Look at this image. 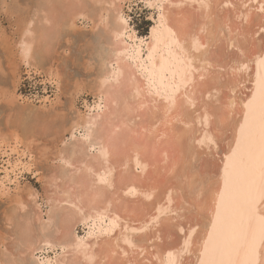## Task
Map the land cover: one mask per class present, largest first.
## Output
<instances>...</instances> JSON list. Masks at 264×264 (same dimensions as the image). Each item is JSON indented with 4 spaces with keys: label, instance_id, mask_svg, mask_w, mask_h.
Masks as SVG:
<instances>
[{
    "label": "bare ground",
    "instance_id": "obj_1",
    "mask_svg": "<svg viewBox=\"0 0 264 264\" xmlns=\"http://www.w3.org/2000/svg\"><path fill=\"white\" fill-rule=\"evenodd\" d=\"M123 1L33 3L35 15L43 11L53 28L59 14L68 17L71 29L78 28V20L92 21L100 37L111 39V54L94 64L97 102L90 108L103 113H79L70 126L64 114L53 116L56 135L87 129L84 144L78 142L71 154L62 148L57 153L70 166L74 189L50 199L45 217L32 219L25 209L20 219L11 210L6 219L16 224L31 254L37 243L60 247L63 255L54 264H208L205 245L221 212L225 169L232 163L247 105L264 84V0H145L155 10L160 2L162 9L159 24L143 40L133 33L130 40L125 37L130 26L121 14ZM86 2L95 6V21ZM35 15L23 18L28 52L35 40L30 27ZM45 45L47 57L53 47L49 39ZM82 88L77 83L73 96ZM42 121L40 131L52 129L53 122ZM10 155L0 150V158L7 157L0 166L4 193L20 166ZM50 177L49 183L58 178ZM254 208L264 216V197L257 194ZM56 213L54 242L50 235H36L35 226L44 230ZM79 223L88 226L85 240L75 233ZM254 264H264V242L256 243Z\"/></svg>",
    "mask_w": 264,
    "mask_h": 264
},
{
    "label": "rangeland",
    "instance_id": "obj_2",
    "mask_svg": "<svg viewBox=\"0 0 264 264\" xmlns=\"http://www.w3.org/2000/svg\"><path fill=\"white\" fill-rule=\"evenodd\" d=\"M25 1L0 0V150H9L11 161L20 165L18 176L11 175V190L0 192V262L4 264L7 259L5 264H54L56 258L63 255V250L60 247L52 248L51 245L37 243L34 255L31 254L24 249L16 224L7 221L6 213L11 216L13 212V216L15 214L17 217H14L15 220L20 219L26 210L30 216L33 215L32 219L34 214L35 218L39 215L45 217L50 208V199L59 194L63 195L64 191L69 194L74 189L68 181L70 166L62 164L57 159V153L62 148L66 154H71L72 148L78 145V142L84 144L83 136L87 129L82 127L66 132L61 130L60 134L56 135L54 126L58 121L53 119V116L56 112L64 114L66 125L70 126L71 119H75L79 113L90 117L97 115L99 110L90 108L97 102L93 85L98 69L94 64L101 58L106 60L111 54V39L107 34L100 37L101 31L99 27L96 30L92 28V21L88 23L83 19L78 20L77 24L81 28L78 26L76 30L71 29L70 20L65 14H59L53 28L45 21L43 11L35 15L37 7L33 3L36 4V0ZM156 3L159 5L157 10L146 4L145 0H125L121 3V14L130 26L129 33L125 35L128 40L130 33L138 39H147L151 30L159 24L158 10H161L162 6L160 2ZM85 6L87 14H92L91 18L95 21V6L89 2H86ZM51 8L50 6L48 9L45 5L44 10ZM57 10L61 12L60 8ZM32 13L35 15L32 20L34 24L30 27L35 32V40L31 51L28 52L24 48L27 44H23L30 40L26 33L28 21L23 18L33 15ZM46 39L50 40L53 47L51 55L47 57L44 50ZM39 40L44 43H39ZM52 58H56L57 63ZM50 59L55 65L51 68ZM75 82L82 84L83 88L74 97ZM57 113L55 116H58ZM43 119L53 122L50 126L52 129L44 133L39 129ZM28 141H31L30 146L27 145ZM57 142L59 144H56ZM84 147L88 148L87 145ZM91 149L96 150L93 147ZM39 157L41 159L37 161ZM5 159L0 158L1 168L6 163ZM51 174L58 178L49 183ZM21 202L24 204H21L22 207ZM10 210L11 213L8 212ZM55 216L53 223L44 230H40L39 225H36V235H50L54 242L59 215L56 213ZM106 223H111L108 218ZM75 233L85 240L88 237V226L79 223ZM6 248L9 252L5 251ZM13 257L18 260L13 261Z\"/></svg>",
    "mask_w": 264,
    "mask_h": 264
},
{
    "label": "snow or ice",
    "instance_id": "obj_3",
    "mask_svg": "<svg viewBox=\"0 0 264 264\" xmlns=\"http://www.w3.org/2000/svg\"><path fill=\"white\" fill-rule=\"evenodd\" d=\"M247 108L232 163L225 169L221 212L205 245L208 264H254L256 243L264 242V216L254 208L257 194L264 197V84Z\"/></svg>",
    "mask_w": 264,
    "mask_h": 264
}]
</instances>
